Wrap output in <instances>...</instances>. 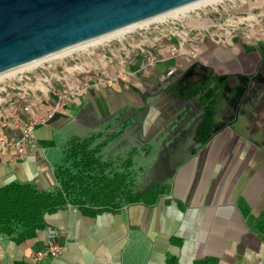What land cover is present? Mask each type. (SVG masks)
I'll return each instance as SVG.
<instances>
[{
    "label": "crops",
    "instance_id": "crops-1",
    "mask_svg": "<svg viewBox=\"0 0 264 264\" xmlns=\"http://www.w3.org/2000/svg\"><path fill=\"white\" fill-rule=\"evenodd\" d=\"M189 61L179 55L140 67L119 90L97 87L68 103L67 114L38 125L34 145L28 144L23 156L3 153L0 187L28 183L49 191L58 183L55 171L65 165L71 137L96 136L92 146L105 145L90 174L102 180L101 187L118 173L125 186L93 205L68 204L45 214L44 226L31 236L0 233V264H34L32 253L49 240L61 245V254L39 264H264V162L239 154L210 161L192 157L196 141L188 132L149 158L137 153L166 122L167 107L151 99L148 115L142 111L135 120L123 111L141 103V82L154 88L167 71L184 69ZM130 150L135 154L126 167ZM154 186L162 191L153 201H129L127 193Z\"/></svg>",
    "mask_w": 264,
    "mask_h": 264
},
{
    "label": "built area",
    "instance_id": "built-area-1",
    "mask_svg": "<svg viewBox=\"0 0 264 264\" xmlns=\"http://www.w3.org/2000/svg\"><path fill=\"white\" fill-rule=\"evenodd\" d=\"M259 1L220 0L192 9L177 18H167L141 28L133 35H122L116 41H106L92 46L90 50L52 57L34 68L0 78V162L4 161L5 154L23 156L27 145H34V129L48 124L57 114H67L68 103L84 97L97 87H118L122 80L129 77L131 72L123 68L122 60L115 61L114 51L125 52L128 47L144 54L143 46L150 43L151 47L163 51L156 58H150L156 61L179 55L193 57L196 47L207 40L224 47L232 46L236 39L248 44L264 42V1L260 8L256 7ZM249 5L253 7L248 11L236 12ZM192 17L199 20L209 18L211 23L188 26ZM115 42L116 45L109 48L110 43ZM110 57L114 60L109 59L110 64H105ZM89 63L99 66L95 68V75H100L102 80L97 76L89 79L86 75L89 74ZM61 251L62 247L56 240H49L41 250L32 253V262L39 264L46 256L55 258Z\"/></svg>",
    "mask_w": 264,
    "mask_h": 264
},
{
    "label": "flooded vegetation",
    "instance_id": "flooded-vegetation-1",
    "mask_svg": "<svg viewBox=\"0 0 264 264\" xmlns=\"http://www.w3.org/2000/svg\"><path fill=\"white\" fill-rule=\"evenodd\" d=\"M202 44L204 50L196 47V54L188 56L187 66L167 71L158 86L139 84L143 90L137 91L141 103L132 104L133 110L125 109L124 116L134 115L135 120L143 111L146 117L151 108L149 101L157 99L167 107L166 130L175 127H170L171 123L181 125L185 120L191 128L187 124L181 132L170 133L165 138L166 135L161 137L165 126L158 127L152 132L148 146L137 153L149 158L181 133L188 132L196 141L192 157L198 155L210 161L229 156L235 159L239 154L264 162V42L235 41L224 51L209 40ZM130 151L126 160L135 154L134 150Z\"/></svg>",
    "mask_w": 264,
    "mask_h": 264
},
{
    "label": "water",
    "instance_id": "water-1",
    "mask_svg": "<svg viewBox=\"0 0 264 264\" xmlns=\"http://www.w3.org/2000/svg\"><path fill=\"white\" fill-rule=\"evenodd\" d=\"M194 1L0 0V73ZM167 122L161 137L189 124Z\"/></svg>",
    "mask_w": 264,
    "mask_h": 264
},
{
    "label": "trees",
    "instance_id": "trees-1",
    "mask_svg": "<svg viewBox=\"0 0 264 264\" xmlns=\"http://www.w3.org/2000/svg\"><path fill=\"white\" fill-rule=\"evenodd\" d=\"M249 7L250 5L236 12H246ZM95 137L80 140L71 137L64 151L65 165L56 169L55 176L58 183L52 190L40 191L28 183H12L0 187V233L6 235L17 233L19 237L31 236L44 226L45 214L53 213L56 209L66 207L68 204L93 205L99 199L106 200L118 195L121 186H125L124 181L122 184L120 180H117L120 176L118 173H114L113 177L108 182H104L101 187L99 184L102 180L90 174L95 168L93 165L97 162V156L104 145L100 143L91 147ZM124 165L130 167L131 160H126ZM161 191L159 186H154L136 194H127L129 201H138L141 198L146 200L145 197L153 201ZM115 205L117 204L113 203L111 206L115 207Z\"/></svg>",
    "mask_w": 264,
    "mask_h": 264
},
{
    "label": "bare ground",
    "instance_id": "bare-ground-1",
    "mask_svg": "<svg viewBox=\"0 0 264 264\" xmlns=\"http://www.w3.org/2000/svg\"><path fill=\"white\" fill-rule=\"evenodd\" d=\"M217 2H220V0H198V1L191 2V4H188V5L183 6V7H179L176 10L165 12L162 15H158V16H155V17H151V18H149L147 20H143L141 22L134 23V25L126 26V27L120 28L119 30L108 32L105 35H101V36L92 38V40H89V41H84V42H81V43H77V45L66 47V48H63V50H60V51H57L55 53L49 54V56H46V57H43V58H40V59H36L35 61L23 64L20 67H16L14 69L7 70L4 73H0V78L6 77L7 75L14 74V73L19 72V71H21L23 69L34 68L37 64H40L41 62L49 60V58H52V57H63L64 55L71 54L74 51L77 52L78 50L85 49L86 47H89V46L103 44L106 41L113 40V39H118V38L122 37V35L124 33L133 31V30H135V28L147 27L151 23L162 22L163 20H165L168 17L177 18L178 15H184L186 12H189L192 9L203 8V7H205L208 4H214V3H217Z\"/></svg>",
    "mask_w": 264,
    "mask_h": 264
},
{
    "label": "rangeland",
    "instance_id": "rangeland-1",
    "mask_svg": "<svg viewBox=\"0 0 264 264\" xmlns=\"http://www.w3.org/2000/svg\"><path fill=\"white\" fill-rule=\"evenodd\" d=\"M264 1V0H263ZM262 0L261 1H259V6L261 7L262 6V2H263ZM258 6V7H259ZM253 6H250L249 8H248V10L250 9V8H252ZM259 7V8H260ZM199 9V8H198ZM168 18H170V17H168ZM167 19V18H166ZM156 23H158V22H156ZM156 23H151V24H149V26H151V25H154V24H156ZM209 23H211V19H209V18H206V19H201V20H199V19H196V18H193L192 17V19L190 20V21H188V26H195V25H206V24H209ZM148 26V27H149ZM143 28H145V27H143ZM140 29L141 28H135V30H133V31H130V32H127V33H124L123 34V36H125V37H127V35H133V34H135V32H137V31H140ZM121 38V37H120ZM120 38H118V39H120ZM118 39H116V40H118ZM113 40H115V39H113ZM115 40V41H116ZM110 41V40H109ZM150 41H152V39H150ZM106 43V42H105ZM150 44V43H149ZM148 44V46H143L144 48H143V50H145V53L144 54H141V53H139V50H136V48L135 49H132V48H128L127 47V49H126V51L125 52H123V51H119V52H116V51H114V54H115V56H116V59H115V61L117 62V61H119V62H121V60L123 61V68L124 69H126L128 72H131L132 74L136 71V69H139L140 67H144V66H146V65H150V64H153V61L154 60H150V58L151 57H154V58H156L155 56L160 52V53H163V51H159V49H157V47H151L150 45ZM113 45H116V42L115 43H110V45H109V48H112V46ZM95 46V45H94ZM107 48V47H106ZM106 48H105V50H106ZM90 50V49H92V46H89V47H86L85 49H80V50H78V51H84V50ZM78 51L76 52V51H74V53H78ZM149 52L151 53V55L149 56ZM107 54L109 55V52H107ZM114 56V57H115ZM114 57H110V58H107L106 59V62H105V64L107 63V65L108 64H110L109 62H108V60L109 59H112V61L114 60ZM91 58V57H90ZM151 61V62H150ZM88 69H89V74H86L88 77H89V79L91 80V79H93V78H95V76H97L99 79H101L102 80V78H101V76L100 75H98V74H96L95 75V73H96V71H95V68L96 67H99V66H94V64L93 63H89L88 64ZM87 68V67H86ZM106 72H107V69L105 70ZM83 75H85V74H83ZM85 75V76H86ZM59 148V147H58Z\"/></svg>",
    "mask_w": 264,
    "mask_h": 264
}]
</instances>
